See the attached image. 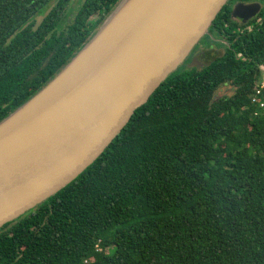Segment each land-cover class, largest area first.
I'll use <instances>...</instances> for the list:
<instances>
[{
	"label": "trees",
	"instance_id": "16d2710c",
	"mask_svg": "<svg viewBox=\"0 0 264 264\" xmlns=\"http://www.w3.org/2000/svg\"><path fill=\"white\" fill-rule=\"evenodd\" d=\"M119 1L0 0V121ZM233 1L261 7L242 23L228 0L208 29L221 55L173 72L90 166L0 228V264H264V117L249 108L264 0Z\"/></svg>",
	"mask_w": 264,
	"mask_h": 264
},
{
	"label": "water",
	"instance_id": "95a60500",
	"mask_svg": "<svg viewBox=\"0 0 264 264\" xmlns=\"http://www.w3.org/2000/svg\"><path fill=\"white\" fill-rule=\"evenodd\" d=\"M125 1L44 87L0 121V228L90 166L184 64L228 2L131 0L121 9ZM259 10L258 3H236L231 17L246 23Z\"/></svg>",
	"mask_w": 264,
	"mask_h": 264
},
{
	"label": "rangeland",
	"instance_id": "374dc122",
	"mask_svg": "<svg viewBox=\"0 0 264 264\" xmlns=\"http://www.w3.org/2000/svg\"><path fill=\"white\" fill-rule=\"evenodd\" d=\"M82 2V0H72L71 4H70V7H69V10H73L75 9L76 7H78V5ZM72 16H70V19H72ZM253 18V17H252ZM234 20H236V18H233ZM41 20V18H36V23H39V21ZM69 20V19H67ZM250 20V19H249ZM237 21H240L239 19ZM207 37H210L209 40H207L206 38ZM198 44H202L203 46L205 45L206 47H211L213 50L209 51V52H206L205 54V58H203L202 60H197L198 62H196L194 60L193 62V59L192 60H189V61H185L183 65L179 66L178 69H180L181 67V70L184 69L188 72L194 70V69H197V68H203L204 66H206L208 63H210V61L212 59H214L215 57L217 56H220L222 51H223V48L220 46L219 43L215 42L214 39L211 37V35L207 34L206 36H204L203 38H201L199 40V42L197 43ZM208 54V56H207ZM225 88H228V87H225ZM229 89H223L221 90L220 92H218L219 94H228L229 93Z\"/></svg>",
	"mask_w": 264,
	"mask_h": 264
},
{
	"label": "built area",
	"instance_id": "2783aa9c",
	"mask_svg": "<svg viewBox=\"0 0 264 264\" xmlns=\"http://www.w3.org/2000/svg\"><path fill=\"white\" fill-rule=\"evenodd\" d=\"M260 78L255 83L249 98V108L253 117H264V65L259 66Z\"/></svg>",
	"mask_w": 264,
	"mask_h": 264
},
{
	"label": "flooded vegetation",
	"instance_id": "af4514ba",
	"mask_svg": "<svg viewBox=\"0 0 264 264\" xmlns=\"http://www.w3.org/2000/svg\"><path fill=\"white\" fill-rule=\"evenodd\" d=\"M230 1V0H229ZM231 9H232V7L236 4V3H241V2H236V1H233V0H231ZM228 3V2H227ZM248 3H258V2H248ZM245 4H247V3H245ZM259 4V3H258ZM260 5V4H259ZM260 7H261V5H260ZM256 16V15H255ZM254 16V17H255ZM253 17V18H254ZM252 19V18H251ZM250 19V20H251ZM249 21V20H248ZM209 34V33H208ZM206 36V35H205ZM215 41V40H214ZM216 42V41H215ZM222 43H224L223 41H222ZM212 51L213 49L211 48V47H206L205 45L203 46L202 44H198V45H196L195 47H194V49L192 50V52L190 53V55H189V57L187 58V61H189V60H192V58H194V57H196L197 58V60L199 61V60H202L203 58H205L206 56H205V54H206V52H209V51ZM207 56H208V54H207ZM259 71V70H258Z\"/></svg>",
	"mask_w": 264,
	"mask_h": 264
},
{
	"label": "bare ground",
	"instance_id": "6f19581e",
	"mask_svg": "<svg viewBox=\"0 0 264 264\" xmlns=\"http://www.w3.org/2000/svg\"><path fill=\"white\" fill-rule=\"evenodd\" d=\"M129 1H131V0H126V1L122 4L121 9H123V8L127 5V3H128Z\"/></svg>",
	"mask_w": 264,
	"mask_h": 264
}]
</instances>
